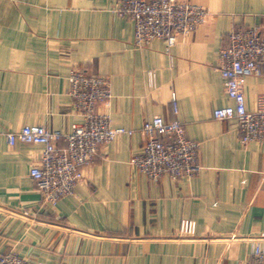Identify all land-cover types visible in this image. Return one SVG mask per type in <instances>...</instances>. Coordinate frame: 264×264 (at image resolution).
<instances>
[{"label":"crops","instance_id":"obj_1","mask_svg":"<svg viewBox=\"0 0 264 264\" xmlns=\"http://www.w3.org/2000/svg\"><path fill=\"white\" fill-rule=\"evenodd\" d=\"M186 1L208 9L206 22L167 51L159 39L135 45L118 0H0V254L36 264H242L264 237V142L243 144L237 121L213 114L234 104L218 50L233 29L264 25V0ZM74 68L108 77L112 98L99 111L134 132L104 145L74 193L49 207L29 174L44 146H11L5 133L26 124L66 133L81 122ZM243 88L255 110L264 66ZM157 115L200 143L194 177L153 182L131 164L146 142L141 126Z\"/></svg>","mask_w":264,"mask_h":264},{"label":"built area","instance_id":"obj_2","mask_svg":"<svg viewBox=\"0 0 264 264\" xmlns=\"http://www.w3.org/2000/svg\"><path fill=\"white\" fill-rule=\"evenodd\" d=\"M114 10L133 21L136 46L144 47L159 39L167 51L180 37H190L208 15L205 6L186 0H118ZM263 66L264 25L230 31L228 44L218 50L216 67L234 104L218 107L213 114L216 119H235L243 144L264 142V94L258 96L257 108L249 110L243 88V79L259 75ZM69 82V94L82 116V121L74 123L70 131L64 133L43 124H26L5 133L11 146L17 142L44 146L29 174L42 204L49 207H55L60 199L74 193L84 178V167L95 160L104 145L134 132L115 126L108 114L99 111L112 98L108 77L74 68ZM140 130L146 142L132 157L131 164L151 181L159 182L164 176L180 180L197 175L201 169L200 143L186 136L183 122L157 115L145 121ZM61 139L66 142L62 148L58 146ZM0 264L36 263L11 250L0 254ZM242 264H264V237L251 241Z\"/></svg>","mask_w":264,"mask_h":264}]
</instances>
